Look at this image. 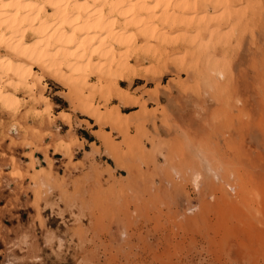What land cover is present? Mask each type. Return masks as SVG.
Instances as JSON below:
<instances>
[{
    "label": "rangeland",
    "instance_id": "obj_1",
    "mask_svg": "<svg viewBox=\"0 0 264 264\" xmlns=\"http://www.w3.org/2000/svg\"><path fill=\"white\" fill-rule=\"evenodd\" d=\"M235 12L194 76L142 60L119 129L48 78L0 109V264H264V0Z\"/></svg>",
    "mask_w": 264,
    "mask_h": 264
},
{
    "label": "bare ground",
    "instance_id": "obj_2",
    "mask_svg": "<svg viewBox=\"0 0 264 264\" xmlns=\"http://www.w3.org/2000/svg\"><path fill=\"white\" fill-rule=\"evenodd\" d=\"M242 2L0 0V109L15 112L23 98L44 101L39 94L48 78L65 88L82 114L109 120L119 129L121 124L113 122L115 116L122 118L119 108H108L115 97L139 104L123 84L152 71L140 67L142 60L163 71L183 52L193 59L186 69L190 75L201 61L210 60V51L226 47L214 30L220 23L209 15L222 12L231 22ZM155 70L152 75H163Z\"/></svg>",
    "mask_w": 264,
    "mask_h": 264
},
{
    "label": "trees",
    "instance_id": "obj_3",
    "mask_svg": "<svg viewBox=\"0 0 264 264\" xmlns=\"http://www.w3.org/2000/svg\"><path fill=\"white\" fill-rule=\"evenodd\" d=\"M85 137H86L87 139H90V141H94V140H92L87 134H85Z\"/></svg>",
    "mask_w": 264,
    "mask_h": 264
}]
</instances>
